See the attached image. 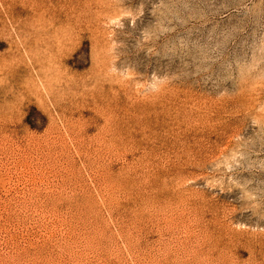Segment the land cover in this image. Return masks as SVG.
<instances>
[{
	"label": "rangeland",
	"instance_id": "1",
	"mask_svg": "<svg viewBox=\"0 0 264 264\" xmlns=\"http://www.w3.org/2000/svg\"><path fill=\"white\" fill-rule=\"evenodd\" d=\"M0 264H264V0H0Z\"/></svg>",
	"mask_w": 264,
	"mask_h": 264
}]
</instances>
